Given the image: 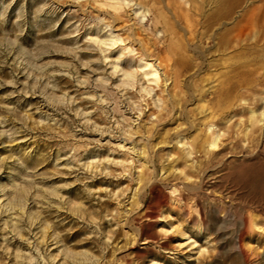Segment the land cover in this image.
Segmentation results:
<instances>
[{
    "label": "rangeland",
    "instance_id": "rangeland-1",
    "mask_svg": "<svg viewBox=\"0 0 264 264\" xmlns=\"http://www.w3.org/2000/svg\"><path fill=\"white\" fill-rule=\"evenodd\" d=\"M133 1L143 26L92 0H0V264H264V0ZM97 17L155 63L159 109L134 89L131 117L96 84Z\"/></svg>",
    "mask_w": 264,
    "mask_h": 264
},
{
    "label": "bare ground",
    "instance_id": "bare-ground-1",
    "mask_svg": "<svg viewBox=\"0 0 264 264\" xmlns=\"http://www.w3.org/2000/svg\"><path fill=\"white\" fill-rule=\"evenodd\" d=\"M58 1L63 2L65 0ZM71 1L76 5L85 2L86 0ZM92 1L98 9L106 8L114 13L122 11L124 14L127 13L129 15V19L135 21L140 26H143L148 18V12L133 0ZM69 12L66 13V17H70ZM39 14H43L42 11H39ZM110 20V23H104V21L99 19V17H97L94 21L86 20L89 24V29L85 31L84 28L85 34L87 35L84 36L83 44L85 48L83 51L88 54V56L96 58L94 61L96 64L95 66L106 68L102 78L96 80V84L101 88H106L107 90L120 94L121 97L125 98V100L132 107L130 116L132 117L136 114L139 118L142 112L138 106L136 107L135 104L131 102L128 95H130L132 90L137 89L140 94L150 101L151 106L154 109H159L160 101L156 95L159 83L158 68L153 61L136 53L126 40L121 39L120 34H122L123 31L116 29V24L118 23L119 18H111ZM78 33V31H74L73 33H69V36ZM207 132H211L210 127ZM133 140V136L126 135L125 139L117 146V149L122 153H129L128 155L134 156L137 153L135 151V141ZM217 140L218 136L211 134V143L208 146L210 151L215 150ZM128 146L130 148H126ZM173 146L181 151L185 161L189 160V149L184 142L176 141ZM130 163L131 162L118 163L116 166L122 170H126L130 166ZM177 175L183 184H187L189 182V179L185 177L182 172L177 173ZM14 191H16L15 193L17 194H23L22 191ZM23 212L24 207L19 208V215ZM146 221L153 222L151 217H146ZM9 223H11V227L16 230L17 224L13 222L12 219L9 220ZM252 228L260 231V229H257L256 226ZM179 236L181 238H185L184 240L186 244L184 248H188L190 252H195V257L198 258L201 253L199 250L195 249L196 244L191 242V239L186 238L183 233H180ZM149 244V242L144 241L141 243V247L146 248ZM240 250L242 253V248ZM197 258L193 261L194 263H196Z\"/></svg>",
    "mask_w": 264,
    "mask_h": 264
}]
</instances>
